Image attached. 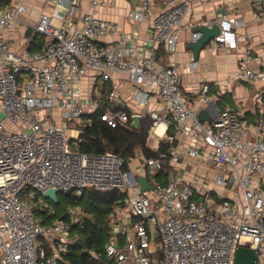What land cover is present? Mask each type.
Instances as JSON below:
<instances>
[{
    "label": "built area",
    "instance_id": "2783aa9c",
    "mask_svg": "<svg viewBox=\"0 0 264 264\" xmlns=\"http://www.w3.org/2000/svg\"><path fill=\"white\" fill-rule=\"evenodd\" d=\"M109 1L92 0L94 10L84 12L79 25V2L56 0L55 14L40 13L32 28L46 36L41 49L21 51L7 32L29 9L22 0L0 5V111L5 113L0 119V264H59L73 241L70 224L79 221L82 209L68 208L70 222H43L35 212L38 194L57 188L82 195L90 187L127 192L112 214L115 240L105 246L112 264H234L241 245L255 249L258 264H264V115L252 120L225 105L202 120L212 104V84L205 83L201 96L191 101L181 87L178 64L160 66L156 46L177 50L192 0H159L158 10L154 0H138L129 17H152L151 37L143 42L96 14L95 8ZM254 6L264 17V0H255ZM220 24L210 41L213 49H236L240 41L246 45L231 81H259L264 87V60L237 30L245 19L228 16ZM201 35L193 32L192 41ZM109 36L115 39L105 41ZM90 70L99 76L87 88L82 78ZM114 72L123 76L121 83L137 86L139 106H147L152 96L162 101L164 113H153L149 135L169 144L173 163L185 154L216 168L213 186L204 180L161 183L156 176L164 168L162 158L141 151L138 162L125 169V158L114 151L80 150L78 136L84 129L79 124H91V114L103 105L100 117L112 127L140 114L117 89H103ZM68 127L78 133L75 138ZM178 133L190 136L185 150ZM139 175L153 178V188L142 190ZM160 250L161 256H155Z\"/></svg>",
    "mask_w": 264,
    "mask_h": 264
},
{
    "label": "crops",
    "instance_id": "0c3cea01",
    "mask_svg": "<svg viewBox=\"0 0 264 264\" xmlns=\"http://www.w3.org/2000/svg\"><path fill=\"white\" fill-rule=\"evenodd\" d=\"M77 1L81 8L78 24L82 25L83 13L91 12L94 8L92 0ZM22 2L27 6L29 11L20 15L21 22L16 24L14 28L8 30V36L14 47L19 51L23 49L39 50L45 43L46 36L42 33L34 32L32 28L37 23L40 13L55 14L56 0H22ZM254 2L255 0H239L237 3H234L233 0H192L191 10L187 14L182 30L180 31L177 50L170 51L164 43L156 46L160 66L165 67L171 62L178 64L180 69V84L189 100L192 101L201 96V89L205 83L212 84L211 96L213 100L212 104L207 108L210 115L225 105L238 108L242 113H245V116L252 120L257 115H264V87L257 89L251 84L257 83L262 85V83L259 81L248 82L244 80L231 81V76L238 65L239 55L246 48L243 41L239 42V46L236 49H230L226 46L213 49L209 43L201 51L198 60L194 59L193 51L188 47V44L192 41V34L195 28L198 27V23L201 25H213L220 23L222 18L236 16L246 21V25L237 29L239 34L244 38H249L250 46L256 51L255 54L264 60V17L258 14ZM137 3L138 0H110L105 5H98L95 8V12L102 19L116 22L121 29L131 34L133 40L143 42L151 37L152 17L150 16L140 21H133L129 17V13L136 7ZM153 5L154 9L158 10L160 8L159 0H154ZM113 39L115 38L109 36L105 41H111ZM192 60L196 62L194 68H192ZM95 74L99 76L98 71L90 70L83 76L82 80L87 88L95 84L93 79ZM122 77L121 74L114 72L112 79L104 84L106 86L103 89H117L120 98L126 101L135 112L142 114L141 119L144 116L153 118V113H164L163 103L156 96L150 98L147 106H139L134 98L137 86L129 80H124L121 83ZM96 82L100 84L101 79L99 78ZM225 94L227 95L222 103L223 106L219 102V97ZM259 96L261 98L263 97V101ZM58 123H63L60 116H58ZM172 129V132H174L173 127ZM77 134L75 131H71L73 138ZM177 140L179 147L185 150L186 145L190 141V136L184 133H178ZM161 141H163L162 138L156 136L151 137L149 135L147 144L150 148L157 150ZM139 151L141 150H138L137 153ZM135 159L138 162L136 157ZM169 164L170 169L166 172L168 173L166 183L175 181L176 179L182 184L195 180H204L208 181L209 186H213L216 176L214 178H211V176L219 174L218 170V173L210 172V165H206L203 158L197 160L185 154L178 163H173L169 159ZM156 179L161 182L159 176H156ZM150 183H153V178H150ZM1 253L0 249V255ZM65 263L69 264L66 261Z\"/></svg>",
    "mask_w": 264,
    "mask_h": 264
},
{
    "label": "trees",
    "instance_id": "16d2710c",
    "mask_svg": "<svg viewBox=\"0 0 264 264\" xmlns=\"http://www.w3.org/2000/svg\"><path fill=\"white\" fill-rule=\"evenodd\" d=\"M2 1L4 0H0V3ZM226 95H220L221 104L226 99ZM105 107L103 105L99 111L91 114V124H79L84 129V132L79 135L80 150L85 152L114 151L125 158V169H130V164L135 159L138 150H141L146 157H161L164 168L158 176L161 182L166 183L168 176L166 172L170 169L169 144L163 140L157 150L150 148L147 144L153 118L144 116L137 127L132 126V118L112 127L100 117V112H103ZM172 130L170 127L169 132ZM41 194L43 195V193L38 195ZM71 196L72 194L66 198L67 202L73 206H80L82 212L79 215V221L70 224L73 241L64 252V261L69 264H112L106 255L105 246L113 238L110 224L112 214L117 205L124 203L127 192L120 188L102 190L90 187L82 195ZM61 202L62 199L59 197L56 203L60 205ZM39 207L41 206L38 203L35 206V212L43 222H51L54 219L70 222L67 210L61 212L58 207V210L48 213L47 210ZM78 237L84 239L85 247L75 242Z\"/></svg>",
    "mask_w": 264,
    "mask_h": 264
},
{
    "label": "water",
    "instance_id": "95a60500",
    "mask_svg": "<svg viewBox=\"0 0 264 264\" xmlns=\"http://www.w3.org/2000/svg\"><path fill=\"white\" fill-rule=\"evenodd\" d=\"M221 31V24L215 23L213 25H200L195 28L194 32H201V37L196 41H191L188 44V47L193 51V57L195 60L199 59L201 51L210 43V41L215 38ZM5 118V113L3 111L0 112V119ZM210 118V114L207 109L203 111L201 116L202 120H208ZM141 121L140 114H134L132 120V126L137 127ZM138 181L140 182L142 190L146 191L153 188V185L150 183L148 177L146 175H139ZM61 189L57 188H49L43 192V196L51 199L52 201H59V193ZM71 190H66V194H71ZM75 242L77 244H81L85 247V242L82 237H78ZM234 264H258V256L256 254L255 249L241 245L237 248Z\"/></svg>",
    "mask_w": 264,
    "mask_h": 264
},
{
    "label": "rangeland",
    "instance_id": "374dc122",
    "mask_svg": "<svg viewBox=\"0 0 264 264\" xmlns=\"http://www.w3.org/2000/svg\"><path fill=\"white\" fill-rule=\"evenodd\" d=\"M5 1V0H4ZM3 1V2H4ZM2 2V3H3ZM2 3H0V5L2 4ZM251 84H253V86H254V88H259V89H261L262 87H261V85L260 84H257V83H251ZM260 98H261V96H260ZM263 98V97H262ZM262 98H261V100H262ZM263 101V100H262ZM49 114H52V112H49ZM66 121H69L68 119H65ZM57 121H58V118H57ZM70 125H72L71 123H70ZM67 133L71 136V130H70V128L68 127V129H67ZM135 162H137V160L135 159H133V161L131 162V164H130V166H132L133 167V165H134V163ZM191 166V165H190ZM209 171L210 172H213V173H218V171H217V169L216 168H213L212 166H209ZM201 172H202V170H201ZM216 175H214V176H211V178H214ZM211 181H213V180H211ZM207 184H208V182H207ZM71 194H72V196H75V195H77V192H76V190L74 189L72 192H71ZM70 196V194H66V192L65 191H61L60 193H59V197L62 199V202H61V204L60 205H57L58 203H56L55 201H52L51 199H48V198H46V197H44L42 194L41 195H38V198H37V200H36V202L37 203H39L40 204V206L42 205V204H48V206L47 207H43V205L41 206V207H39V208H42L43 210H47L48 211V213H50L52 210H58V207H59V211H61V212H65L66 210H68L67 209V207L69 208L70 206H73V205H70L71 203L69 202H67V200H66V198L67 197H69ZM71 196V197H72ZM42 200H43V202L44 203H42L41 204V202H42ZM70 205V206H69ZM61 206V207H60ZM156 242H160V240H161V237H160V232L159 231H156ZM112 240H115V237H113L112 238ZM155 256H157V257H160L161 256V250L159 251V252H156V254H155ZM59 264H66L65 263V261L64 260H62Z\"/></svg>",
    "mask_w": 264,
    "mask_h": 264
},
{
    "label": "bare ground",
    "instance_id": "6f19581e",
    "mask_svg": "<svg viewBox=\"0 0 264 264\" xmlns=\"http://www.w3.org/2000/svg\"><path fill=\"white\" fill-rule=\"evenodd\" d=\"M163 126V125H162Z\"/></svg>",
    "mask_w": 264,
    "mask_h": 264
}]
</instances>
